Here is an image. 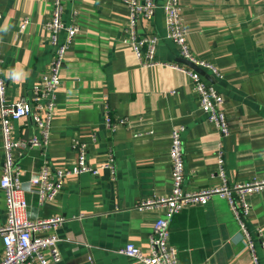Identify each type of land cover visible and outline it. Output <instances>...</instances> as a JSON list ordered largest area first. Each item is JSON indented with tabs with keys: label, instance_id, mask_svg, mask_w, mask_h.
Wrapping results in <instances>:
<instances>
[{
	"label": "crops",
	"instance_id": "obj_1",
	"mask_svg": "<svg viewBox=\"0 0 264 264\" xmlns=\"http://www.w3.org/2000/svg\"><path fill=\"white\" fill-rule=\"evenodd\" d=\"M164 1L155 0L158 7L152 20L139 22L136 28L140 34L150 32L159 38L158 65L153 67L141 65L132 48L122 42L128 34V10L122 0L65 2L63 23L71 24L75 12L79 31L61 70L49 143L45 150L19 149L14 157L24 187L45 158L70 166L78 145L83 146L90 166L111 156L113 174L107 170L80 174L66 181L53 202L44 204L24 190L29 219L64 218L53 232L60 256L53 264H133L117 251L127 242L146 250L161 211L135 206L170 194L168 152L176 127L184 128L185 190L220 183L219 143L229 185L264 179V0H180L190 51L222 74L216 79L206 71L224 98L229 124L224 138L199 109L189 76L170 66L179 64L180 56L166 35ZM50 12L51 0H0L8 103L32 95L50 60L52 48L44 26ZM23 20L28 22L21 28ZM107 111L114 128L106 126ZM13 132L17 139L38 135L28 117L14 121ZM2 159L0 132V168ZM246 199L250 211L245 226L264 240V189ZM5 219L0 190V226ZM168 244L176 249L179 264H252L239 223L227 200L218 196L175 214ZM256 245L259 262L264 264L258 239Z\"/></svg>",
	"mask_w": 264,
	"mask_h": 264
},
{
	"label": "built area",
	"instance_id": "obj_2",
	"mask_svg": "<svg viewBox=\"0 0 264 264\" xmlns=\"http://www.w3.org/2000/svg\"><path fill=\"white\" fill-rule=\"evenodd\" d=\"M67 0H51L49 20L45 23L47 41L52 48L50 60L41 73L39 81L32 87L30 97H21L15 102L6 100L7 84L4 78L2 48L0 42V132L2 139V164L0 168V190L4 195L5 223L0 226V240L2 251L0 264H53L60 259L57 243L59 241L55 232L64 222L62 216L47 219L31 220L26 215L27 203L23 198L24 190L37 196L39 204L53 202L63 189L67 180L83 173L98 175L107 170L113 174L112 157L108 156L106 162L98 166H90L86 161L85 150L77 143V154L70 166H59L44 159L39 170L30 178L26 187L21 182L23 174L21 167L14 157L19 149L27 147H42L49 143L50 128L54 118L56 95L60 85V75L65 57L74 36L79 31L73 21L65 25L62 16ZM72 1V0H71ZM128 10L127 35L122 42L128 44L136 58L144 67L158 65L155 60L159 38L153 33H139V22L149 23L157 9L155 0H122ZM165 16V29L167 38L177 47L181 58L208 71L216 79H220L221 71L212 64L197 59L189 49L187 32L181 16L180 0H165L161 5ZM1 20V13H0ZM23 20L21 28L27 24ZM64 32V38L60 35ZM175 69L183 71L192 81L193 89L198 96L199 109L206 115L221 137L229 135V124L223 111L224 98L217 88L207 82L200 74L181 64H171ZM28 117L36 126L38 135L29 139H17L13 132V122ZM106 126L111 125V117L106 112ZM184 128H174L170 134L169 158L171 162L172 190L168 196L148 199L139 202L135 207L139 210H159V215L152 225V232L148 247H141L127 242L117 252L130 259L133 264H179L176 249L168 244L169 225L173 216L183 208L192 205H206L212 197L218 196L227 200L241 228L245 249L251 255L252 264H260L257 254L256 239L261 249H264V240L261 234L256 237L247 230L244 218L249 214L250 206L247 196L257 194L264 189V179L253 180L246 183L228 184L223 161V147L219 143L216 154L220 183L187 191L184 184V149L181 135Z\"/></svg>",
	"mask_w": 264,
	"mask_h": 264
},
{
	"label": "water",
	"instance_id": "obj_3",
	"mask_svg": "<svg viewBox=\"0 0 264 264\" xmlns=\"http://www.w3.org/2000/svg\"><path fill=\"white\" fill-rule=\"evenodd\" d=\"M176 62H178L179 64H182V65H185V66L191 68L192 70H194L195 72H197L198 74H200L207 82L213 84L212 78L210 77V75L207 74V72L204 69H202V68L194 65L193 63H191L188 60H185V59H183L181 57L178 58L176 60Z\"/></svg>",
	"mask_w": 264,
	"mask_h": 264
},
{
	"label": "clouds",
	"instance_id": "obj_4",
	"mask_svg": "<svg viewBox=\"0 0 264 264\" xmlns=\"http://www.w3.org/2000/svg\"><path fill=\"white\" fill-rule=\"evenodd\" d=\"M4 30H6V29H4Z\"/></svg>",
	"mask_w": 264,
	"mask_h": 264
}]
</instances>
